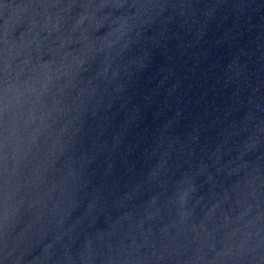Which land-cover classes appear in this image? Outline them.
I'll return each mask as SVG.
<instances>
[{
  "label": "water",
  "instance_id": "water-1",
  "mask_svg": "<svg viewBox=\"0 0 264 264\" xmlns=\"http://www.w3.org/2000/svg\"><path fill=\"white\" fill-rule=\"evenodd\" d=\"M0 264H264V0H0Z\"/></svg>",
  "mask_w": 264,
  "mask_h": 264
}]
</instances>
